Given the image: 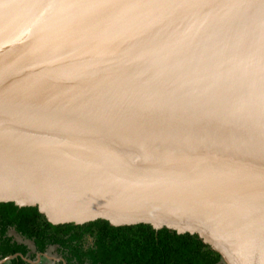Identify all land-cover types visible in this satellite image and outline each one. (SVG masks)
I'll return each instance as SVG.
<instances>
[{"label": "water", "instance_id": "1", "mask_svg": "<svg viewBox=\"0 0 264 264\" xmlns=\"http://www.w3.org/2000/svg\"><path fill=\"white\" fill-rule=\"evenodd\" d=\"M59 1L70 7L71 15L79 13L75 8L82 11L81 20L72 19L71 24L84 34L62 32L58 25L51 37L59 55L47 59L62 68L92 59L100 63L70 84L49 83L54 95L36 99L24 109L14 99L16 75L48 80L52 71L41 63L44 52L39 55L28 49L35 53V61L25 62L16 56V46L26 41L36 44L49 19L41 0H0V94H5L6 102L0 111V204L36 207L53 225L104 220L114 227L146 224L157 231L191 234L219 253L225 264H264V179L260 178L264 176V66H258L263 63L259 58H248L247 48H242L237 66L225 64L227 58L242 56L226 44L247 39L264 42V0L247 4L240 0L245 7L238 0L229 4L212 0L217 16L205 8L209 26L196 24L194 14L201 13V5L182 6L188 0H102L104 10L95 6L91 12L82 8V0ZM239 6L243 9L233 13V7ZM135 8L142 10L140 22L148 15L156 20L167 13L170 18L166 26L152 27L132 44L125 45L126 39L117 35L87 41L91 49L83 48L86 37L99 34L93 30L106 28L116 13ZM170 8L181 11L183 20L194 21L189 36L169 37L171 27L181 19L172 20ZM134 15L139 16V11ZM23 23L38 31L35 36L22 32ZM198 31L203 35L197 36ZM130 53L136 64H116L115 59ZM212 59L220 61L223 74L240 75L234 78V91L223 89L220 108L240 118L222 120L208 134L212 116L199 111L204 118L200 117L192 110L198 107L185 109L177 103L182 94L172 93L186 88L189 92L194 84L209 85L207 74L218 72L211 69ZM117 68V76L109 74ZM193 74L202 75L203 81ZM89 82L93 90L87 88ZM98 84L119 88L110 100L120 107L91 105L101 91ZM232 101L246 107L236 113ZM90 115L95 127L84 131L80 120ZM93 135L103 154L94 150L89 137ZM178 146L215 154H188L182 148L177 151Z\"/></svg>", "mask_w": 264, "mask_h": 264}, {"label": "bare ground", "instance_id": "2", "mask_svg": "<svg viewBox=\"0 0 264 264\" xmlns=\"http://www.w3.org/2000/svg\"><path fill=\"white\" fill-rule=\"evenodd\" d=\"M49 1L51 0H41L43 14L45 16L47 15L49 20L44 24L43 27H41V30H42L41 32L43 33V35L37 38L39 41L33 46H31V44H29L28 41L21 42V44L16 46V56L20 59H23L25 62L27 58L31 61H35V53H33L32 51L28 49H32L35 52H39V55L42 52H44L45 55H41V60H42L41 63L44 65V67L48 71H52V72H49V74H52V75H51V78H49L48 80H44L38 75H34V77L31 79H28L27 76L16 75V96L14 97V99L16 100V103H19L20 105H22L21 107H23L24 109L26 108L27 105H29V107L34 105V103L36 102V99L44 100V99H47V97H49L51 94L54 95L55 92L53 91L49 83H52V85L53 84H58V85L70 84L74 80H78L82 78V75H84V72L86 70L100 63L98 62V60L92 59V60H87L83 63L79 62L75 65H70L67 68H62L63 65L57 66L53 64L52 62L53 59H50V58L47 59V56L49 55L54 56V57L56 55H59L56 53L57 52L56 40L51 37V35L56 33V28L58 25L61 26L62 29H59V30L62 32L66 31L68 34H71V33L72 34H78V33L84 34V31L82 30V28L76 27L71 24L72 22H74L72 19L79 20L80 14H82V11L79 8H75V11L79 13H77L74 16V14L71 15L72 10L65 2L54 0L53 4L50 5ZM143 1L145 0H139V3ZM207 1L210 3V5L208 6H206ZM230 1L232 0H221V2L227 3V4L231 3ZM234 1L236 2L237 0H234ZM245 1L247 4V2L251 3L255 0H245ZM188 2L196 6L201 5V8H200L201 13L196 12L194 14V20H196L195 22L198 25L200 22L202 26L203 24H206L209 26V23L205 15L206 13L205 8H208V10L210 11H214L212 12V14L217 16V13L215 12V8L212 6V0H188L182 6H185ZM238 2H240L239 4L241 6L243 7L246 6V4L243 1L238 0ZM81 5L85 11L89 10V12H91V9L95 6L99 10L101 9L104 10L105 8V5H103L102 0H82ZM241 6L233 7L234 10L232 12L234 13V12L241 11V9H243V7ZM173 8L169 9L170 16L172 17L171 19L174 20L177 18H181L180 17L181 11H178L177 13L176 9H173ZM230 8L231 7L228 6L227 10H229ZM138 11L140 15L135 16L134 13ZM141 11L142 10H140V8H135V9H128L126 11H120L116 13V15L112 16L113 18L111 17L110 20H108V22L106 23L107 24L106 28H100L97 30H93L94 32H97L99 34H95L94 37L91 35H90L91 37H86V40H85L86 47H83V48L89 51L91 49L89 47L90 46L89 42H96L98 40L105 39V36L114 37L117 35H120L122 37L121 39L123 38L126 39L124 42L125 45L132 44L135 40L139 39L138 36H140L141 38L146 36L147 35L146 31L151 29L152 27L158 26L157 29H159L162 24L168 23L167 21L170 18L168 14L165 12L166 14H163L160 17H157L156 20L152 19L153 17L152 15L151 16L148 15V16H144L143 21L140 22V18H143V16L141 15ZM228 13H231V12H228ZM177 21L178 22H176V24H173V26L171 27L172 33L171 35H169V37L173 35L189 36L191 34V28H192V24L194 21L183 20L182 18ZM21 27L23 28L22 30H24L22 32L25 33L27 37L35 36V32L37 30L34 29L32 25H26L23 23ZM195 30H198V26L194 30H192V35H194L193 32L196 33ZM197 33L199 34V35L196 34L197 36L203 35L199 31ZM63 35H65V33ZM98 37H100L101 39H99ZM204 38L205 37H202V39ZM250 40L251 39L234 42L233 43L234 45L226 44L225 48H228V49L230 48L234 50V48L236 47L237 48L236 53L241 54L242 56H235L234 59L232 60L227 58L225 60V64L232 62L231 64H229V66H237L238 63H241L242 61V57H243L242 48H247V52L250 53V54H247L248 58L252 59V58L257 57L263 61V63H260L258 66L260 65L264 66V42L258 43V42H255L254 40L253 41H250ZM146 42L147 41L144 40L140 44H138V46ZM124 44L122 42L123 47H124ZM161 47L165 48L167 46L162 44ZM250 47H253L254 49L249 50ZM255 48H258V49H255ZM135 58L136 56L131 57V53H130L127 57L124 56V57L115 59V62L117 65H122L126 67L128 66L126 65L128 63L136 64V62L134 61ZM94 63L96 64L93 66ZM162 65L163 64H160V65H157L156 67H160ZM120 68L109 71V74H111L112 76L113 75L117 76V73L115 71ZM215 68L218 69L217 70L218 72L213 73L212 75L207 74V76L205 77V81H208L209 85L202 84L198 86L199 84H194L192 87L193 90L189 92H188V89L186 88L182 91L172 93L175 95L182 94V96L179 97L180 99L178 100L177 103L179 105L181 104L185 105V109H192V108L198 107L199 109L198 111H196L195 109H192V110L195 111L198 115H200V117L204 118V116L200 114V112L202 113L204 112L212 116V120H210L209 122L205 119L208 122L207 123V126L209 127L208 134L209 132L210 133L213 132V129H210V128L216 124H219L222 120L237 121L240 118L239 115H233L232 113H228L229 110L227 109L225 110L227 111V113L220 111L221 110L220 108L223 106L224 96L226 94L223 91V89L226 88L229 90V92L234 91L235 90V83L233 85L234 78L237 79L236 76H240V75L234 74L232 72H230L229 75H227V73L223 74V72H221L220 61L212 59L211 69L213 70ZM193 77L199 78L203 81L202 75L193 74ZM87 88L90 90H93L94 86L91 85L89 82V84L87 85ZM98 88L101 89V91L96 93L97 94V96H95L96 100L91 105L94 106L95 104H104L106 109H109L107 106H110L111 108H114L116 106L120 107L121 103H116L115 101L110 100L112 99V96L114 94H118V92H120L118 87L108 88L107 85L105 84H98ZM121 99H123V97H121L120 100ZM232 102L234 103V105H232V107L234 108L233 111H235L236 113L237 112L240 113V110L241 109L243 110V107H246L240 104V102H237V101H232ZM5 107H6L5 94L4 95L0 94V111L3 110ZM243 112H245V110ZM215 115H217L218 117L215 118ZM93 117H94L93 115H90V116L83 117V119L80 120V125L82 126L84 131H92V129L95 127L94 126L95 124L93 123V119H92ZM182 119L185 121L186 117H183ZM199 127H203V126L199 125ZM259 127L260 126H257L256 130ZM249 132L253 135L256 134L255 132H251V131ZM121 135L123 134H122V131L120 130V136ZM201 135L204 136L205 134H203L202 132ZM187 136H188V132L183 134L180 138L184 139ZM89 137L91 138L95 146L94 150H96L97 153L103 154L104 150H103V147L101 146L100 140L95 135L89 136ZM212 144H213V141H212ZM184 145L186 144L184 143ZM174 148H176L177 151H179L180 148H182L185 151H187L188 154H215L207 150L204 151L203 149L196 152L193 150L191 146H178ZM162 154H164V152ZM260 178L264 179V176H261Z\"/></svg>", "mask_w": 264, "mask_h": 264}, {"label": "trees", "instance_id": "3", "mask_svg": "<svg viewBox=\"0 0 264 264\" xmlns=\"http://www.w3.org/2000/svg\"><path fill=\"white\" fill-rule=\"evenodd\" d=\"M13 228L33 241L34 252L8 235ZM54 247L61 264H225L219 253L195 235L157 231L146 224L114 227L104 220L53 225L36 207L0 204V260L19 255L5 264H32L29 260Z\"/></svg>", "mask_w": 264, "mask_h": 264}, {"label": "rangeland", "instance_id": "4", "mask_svg": "<svg viewBox=\"0 0 264 264\" xmlns=\"http://www.w3.org/2000/svg\"><path fill=\"white\" fill-rule=\"evenodd\" d=\"M8 235L14 238L15 241L18 243H24L28 245L31 249L32 252H34V244L33 241L27 240L24 238L20 233L17 232L16 229H10L8 232ZM62 258L60 255L57 253V248H51L46 254H38L37 260L32 261L34 264H61Z\"/></svg>", "mask_w": 264, "mask_h": 264}, {"label": "flooded vegetation", "instance_id": "5", "mask_svg": "<svg viewBox=\"0 0 264 264\" xmlns=\"http://www.w3.org/2000/svg\"><path fill=\"white\" fill-rule=\"evenodd\" d=\"M61 261H63V260H61ZM65 264V263H64Z\"/></svg>", "mask_w": 264, "mask_h": 264}]
</instances>
